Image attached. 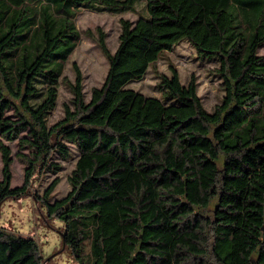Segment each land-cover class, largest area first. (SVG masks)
<instances>
[{
    "label": "trees",
    "instance_id": "trees-1",
    "mask_svg": "<svg viewBox=\"0 0 264 264\" xmlns=\"http://www.w3.org/2000/svg\"><path fill=\"white\" fill-rule=\"evenodd\" d=\"M140 0H0V205L33 197L62 224L76 264H264V0H143L121 20L101 87L86 100L79 71L64 76L82 36L84 10L121 15ZM187 41L216 61L225 96L209 113L192 77L158 74L162 118L127 87L157 71L164 53ZM65 84L72 93L52 122ZM12 111L13 117L7 116ZM22 133H26L22 136ZM18 140L25 180L12 187ZM77 152L70 191L56 177ZM33 238L0 226V264H44Z\"/></svg>",
    "mask_w": 264,
    "mask_h": 264
},
{
    "label": "rangeland",
    "instance_id": "rangeland-1",
    "mask_svg": "<svg viewBox=\"0 0 264 264\" xmlns=\"http://www.w3.org/2000/svg\"><path fill=\"white\" fill-rule=\"evenodd\" d=\"M144 15V1L138 2L135 12H128L121 15L108 13H96L84 10L77 18V26L80 29L82 40L70 57L64 76L71 83L75 82L77 71L83 77L84 94L87 101L91 98L93 88L101 87L108 72L109 62L99 47L100 36L105 35L109 50L114 53L119 45L121 34V20L125 19L135 23L141 14ZM259 55L264 56V46L259 48ZM171 66L175 67L180 74L181 82L186 86L192 77L197 84L198 94L205 109L212 113L215 106L221 103L225 96L220 77L217 76L218 62L201 60L196 50L187 42L183 41L172 52L164 53L157 65L156 70L149 69L147 75L139 82L131 83L127 89L134 94L131 102L141 98L150 100L153 109L150 114L152 121L159 122L162 118L161 94L158 89L160 79L158 74L170 75ZM72 93L69 87L62 84L56 110L52 113V122L62 119L65 115V106L71 105ZM13 117V112L7 113ZM26 133H22L25 136ZM12 150V187H20L25 180V161L19 155H28L29 151L21 150L18 140L6 141ZM72 152V158L64 162L57 154L55 162L62 164V169L57 173H48L42 181H38L36 188L43 194L56 177L60 178L54 198H63L70 191L67 177L74 168L78 152L76 148L68 144ZM2 161L0 155V183L2 181ZM0 226L8 232L24 238H33L43 253L44 264H76L72 255L62 241V224L54 217L47 214V210L33 198L27 197L17 201H7L0 205Z\"/></svg>",
    "mask_w": 264,
    "mask_h": 264
}]
</instances>
